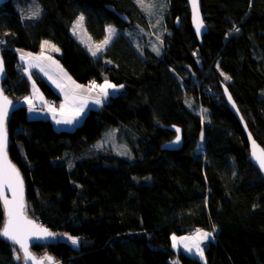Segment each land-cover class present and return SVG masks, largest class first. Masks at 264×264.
Masks as SVG:
<instances>
[{
  "label": "trees",
  "instance_id": "1",
  "mask_svg": "<svg viewBox=\"0 0 264 264\" xmlns=\"http://www.w3.org/2000/svg\"><path fill=\"white\" fill-rule=\"evenodd\" d=\"M165 1L160 52L122 31L154 30L134 0L0 5L1 88L14 102L31 91L17 50L38 52L44 40L58 46L60 64L77 82L123 86L71 130L28 118L20 103L7 118V152L24 179L26 212L56 237L32 250L63 264H264V177L220 87L264 148V0H200L207 25L200 41L186 0ZM80 14L95 41L109 25L120 30L98 55L71 31ZM33 76L44 97L59 102ZM168 125L182 128L178 150L160 146L175 136ZM107 131L127 156L95 146ZM4 218L0 202V229ZM196 229L213 233L203 261L172 247L174 235ZM65 233L78 244L57 237ZM12 245L0 236V264H19Z\"/></svg>",
  "mask_w": 264,
  "mask_h": 264
},
{
  "label": "snow or ice",
  "instance_id": "2",
  "mask_svg": "<svg viewBox=\"0 0 264 264\" xmlns=\"http://www.w3.org/2000/svg\"><path fill=\"white\" fill-rule=\"evenodd\" d=\"M138 2L142 3V0H138ZM193 6V19L196 26V31L199 33L203 28V20L199 13L198 3L197 0H192ZM38 15V12L35 13ZM83 20V17L80 18V21ZM239 31V29H236ZM109 36L103 41V44H107L111 39L112 35L115 32V29L109 27L108 29ZM47 43V42H45ZM102 45H97L96 51H99ZM54 48V46H53ZM58 51V49H55ZM157 52L158 49H155ZM96 51L92 52V55H96ZM21 59H24V56H21ZM38 59V58H37ZM2 64H0V71H2ZM222 75H225L222 73ZM225 79H230L227 75H225ZM79 88L80 86H76ZM99 87L100 92L107 96V90L109 88L115 89L116 85L108 83L107 81L103 85H92V88ZM121 87H123L121 85ZM227 92V89H225ZM75 99V97H74ZM228 99L231 101V96H228ZM30 105L32 101L28 99L27 101ZM99 104L101 101L97 99L95 101ZM10 101H8L7 97L2 96L0 93V200L3 201L4 210L6 213V222L2 229H0V236L4 237L6 240L11 241L14 244H18L20 249L24 252L25 260L33 259L31 256L28 246H27V237L29 235L37 236V237H52L55 234L48 231L46 228H40L39 226L35 225L33 221L29 220L25 214V203H24V186H23V179L20 176L19 171L12 165L7 159V131L5 128V120L8 115V105ZM83 104H80L77 108L76 114L78 115L80 111L83 110ZM65 105H61V112L63 113ZM33 110L30 108V111ZM54 111V109H53ZM64 123H72L71 119H66L63 121ZM57 123H61V121H57ZM179 132V129H177ZM251 139V136H250ZM180 137L177 136L176 142L178 143ZM254 145V150L252 152L253 158L258 162L259 167L261 170H264V150H261L258 154L255 150V141H252ZM5 187H7L12 192V199L9 200L6 195H4ZM211 233L208 232H201L197 230V233L194 237H183L181 238L182 241L191 240L192 247H195L201 258H203L204 249L200 247V243L202 240H206L211 237ZM71 240L73 245L78 244V239L74 237H68ZM177 238L173 237V246L175 247ZM187 247V245H186ZM189 251H191V247H189ZM19 259V257H17ZM51 260V257L48 258Z\"/></svg>",
  "mask_w": 264,
  "mask_h": 264
},
{
  "label": "crops",
  "instance_id": "3",
  "mask_svg": "<svg viewBox=\"0 0 264 264\" xmlns=\"http://www.w3.org/2000/svg\"><path fill=\"white\" fill-rule=\"evenodd\" d=\"M42 45V43H41ZM42 47V46H40ZM55 53V52H54ZM57 54H59V50H56V55L51 56L53 60L55 61L58 70H56L49 62L50 60L47 59L49 56L40 55L39 52L36 53H29L26 50H20L17 52L18 60L20 64L23 66V73L28 76L31 80V88L35 90V97L36 101H38L39 104H34L33 102L31 105L27 102L25 103V99H28V96L25 98L23 97L24 106L27 108V115L30 110V108L33 109V114L31 116H28L29 118H38L43 117L47 119H51L53 124L58 128H65V129H73V127L80 124L83 116L92 108H98L101 106L104 99L110 95L109 92L112 90H120V86H118L115 89L109 88L107 90L108 95L104 96L98 87V91H93V88L88 83H82L77 82L67 71L65 68L60 64ZM21 56H24V59H21ZM38 58V59H37ZM50 58V57H49ZM61 67H63V70H60ZM33 71L37 72L41 77L48 82V84L54 89V91L61 96V99L59 102H57L56 107L52 108L49 107L48 103L52 99H47L44 97V95L41 93V91L37 88V85H34L35 80L33 76ZM63 71V73H62ZM66 71V72H65ZM109 83V82H108ZM105 84V82H102L101 85ZM80 86L77 88L76 86ZM39 88V87H38ZM33 91V90H32ZM32 94V92H31ZM75 97V99H74ZM99 99L101 102L97 104L95 101ZM22 100V99H21ZM35 102V101H34ZM20 103V102H19ZM21 104V103H20ZM80 104H83V110L79 112V114H76L77 108ZM23 105V104H22ZM61 105H65L63 113L61 112ZM54 109V111H53ZM66 119H71L72 123H64L63 121ZM61 121V123H57V121ZM176 240V246L180 245L182 250L186 252L189 255L192 256H199V253L197 252L196 248H191V251H189V247H186L185 245L180 244V238L182 237H191L189 234L184 235H174ZM173 236V237H174ZM173 237L171 238L172 247L173 246ZM204 254V253H203Z\"/></svg>",
  "mask_w": 264,
  "mask_h": 264
},
{
  "label": "rangeland",
  "instance_id": "4",
  "mask_svg": "<svg viewBox=\"0 0 264 264\" xmlns=\"http://www.w3.org/2000/svg\"><path fill=\"white\" fill-rule=\"evenodd\" d=\"M138 6L142 7V9L144 10V12L146 13V16H148L149 18V21L151 22V27L154 29L152 31V29L150 31H145L144 29H141V28H138L137 26H131V30H127V29H121L123 31V33L125 34H133V37L135 39V41H139V40H142L144 38H146L145 42L149 44V46L151 47V49H158L160 52L163 48V45H162V39L159 35L160 33V25L163 21V12L165 10V8L167 7L166 5V1L165 0H142V3L138 2V0H134ZM33 10V8H32ZM31 9L29 10L31 13L33 12ZM142 10V12H143ZM33 14V13H32ZM83 17L82 14L78 15L77 18L75 19V21L72 23L71 25V31L73 32V34L76 36L77 40L81 41L83 43V45L88 49V52H90L92 54L93 51H96V47L97 45H102V47L100 48L99 51H96V55H98L102 49H104L111 41V39L117 34V32H119L120 30L119 29H116L114 26L112 25H109L106 27L107 29V33H106V36H104L102 39H100L99 41H95L91 38L89 32L85 29V19L83 18L82 21H80V18ZM109 27L115 29V32L114 34L112 35L111 39L109 40V42L105 45L103 44V41L109 36V32H108V29ZM121 31V32H122ZM140 37H143L142 39ZM137 39V40H136ZM47 42V43H45ZM42 43V47H40L39 49V54L40 55H44V57L46 56H49L47 57L48 60H50V64L56 69L58 70L57 68V65L55 63V61L53 60V58L51 56H55L56 55V50L55 49H58V46L55 45L54 43L52 42H49L48 40H44L41 42ZM54 46V48H53ZM20 49L17 50V52H19ZM29 52V51H28ZM55 52V53H54ZM31 53V52H29ZM36 53V52H35ZM17 55V54H16ZM19 65L20 62H19ZM21 68V72H23V66L21 65L20 66ZM60 70H63V67H61ZM62 71V73H63ZM66 72V71H65ZM33 73L35 74L36 72L33 71ZM106 82V81H104ZM102 84V82H101ZM101 84H98V85H101ZM113 84V83H112ZM34 85H36L34 83ZM91 85V84H89ZM115 85V84H114ZM92 87V85H91ZM118 87V85H116V88ZM37 90L39 89L38 86H36ZM120 89H121V86H120ZM33 90V91H32ZM93 91L97 92L98 91V88L97 90H95V88H93ZM32 92V94H31ZM35 90L33 89V87L31 88V91H30V94L26 95V97L28 96V99H30L34 104H39L37 100L36 101V97H35ZM117 90H112L111 92H109L110 95L116 93ZM109 96V95H108ZM107 96V97H108ZM25 97V98H26ZM107 97L104 99V101L107 99ZM24 98V99H25ZM19 100V102L21 104L24 105V102L23 100ZM28 99H25V103H27ZM35 101V102H34ZM103 101V102H104ZM56 102L54 101H49L48 105L49 107H56ZM33 114V110H29L28 112V116H31ZM29 118V117H28ZM43 118V117H42ZM55 126V125H54ZM56 129H58L56 126H55ZM113 131V130H112ZM199 148L202 147V144L199 143ZM97 148H104V147H112V148H116V151L121 154V155H124V156H127V150L122 147L119 146L118 142L115 140L114 141V134L113 132L111 131H107L104 135V138L102 140H100L98 142V144L95 145ZM197 230H200V229H196L194 230L193 233H190L189 235H191V237H194L197 233ZM201 232H208V231H204V230H200ZM208 233H211V237H209L208 239L206 240H202L201 243H200V247L204 249V247L206 246V243H207V240L211 239L213 237V233L212 232H208ZM57 237L61 240H66L68 241L72 246H76V245H73L71 240L68 239V237H74V236H70L69 234H58ZM74 238H77L78 237H74ZM183 238V237H182ZM181 239V238H180ZM181 245H187L188 246H191V248H194L192 247V241L191 240H187V241H182L180 240L179 241ZM182 247L180 245L174 247L175 250H180L182 252H184L182 249ZM12 250H13V254H14V259L16 260V262H18L19 264H22L23 263V257H22V254L20 252V249H18L14 244L12 245ZM33 252L35 253L36 256H40V257H44L46 255V252L44 253H38L36 251L33 250ZM17 257H19V259H17ZM197 258H199L201 261L204 260V254H203V258H201V256L197 255L196 256ZM54 261H58L56 258H54ZM45 264H49L48 260H45ZM172 264H178V262L176 260H174L172 262Z\"/></svg>",
  "mask_w": 264,
  "mask_h": 264
},
{
  "label": "water",
  "instance_id": "5",
  "mask_svg": "<svg viewBox=\"0 0 264 264\" xmlns=\"http://www.w3.org/2000/svg\"><path fill=\"white\" fill-rule=\"evenodd\" d=\"M8 1L9 0H0V5L6 3ZM197 3H198V8H199V13H200V16H201V18L203 20V25H204L199 33H197V31H196V26H195L194 19H193L192 0H186V4H188V8H189L190 25H192V29H193L194 35L197 36L198 40L200 41L201 38H202V35L204 33H206V31H207V25H205L204 14L202 13V9H201L202 8V3H200V0H197ZM108 8H111L113 11H115L117 16H118V18H121L122 20H124L126 22H129V18L125 14H123L121 12L120 13L117 12L115 10V8L110 6V5H109ZM0 50H1V48H0ZM0 64H2V69H3L2 71H0V93H2V96L7 97L8 101H10V104L8 105V115H7V118H8L9 115L11 114V112L13 110H15V108L17 106H19V103L17 101L14 102L11 98H9L5 94V92L3 91V88H1V83L4 80V75H5L4 60H3V57L1 56V54H0ZM220 87H221V89L223 91L225 99H227L229 110H231L233 112V114L236 116L237 120H239L240 125L242 127V130L246 134L247 142L249 143V152H250L249 159H250V162L258 169L259 173H261V175L264 177V170L260 169L258 162L252 156V152L254 150V145H253L252 141H255V150L257 151L258 154L260 153L261 150H264V148L261 146V144L258 141H256V139H254L251 131H249L247 123L244 120V118L242 117V114H241L240 110L238 109V107H237V105L235 103V100L232 98V95H231L229 89L223 83H220ZM225 89H227V92H225ZM229 95L232 98L231 101L228 99ZM7 118L5 120V128H6ZM166 128L172 130L174 132L175 136L171 140L163 142L160 146L163 149H166V150H169V149L170 150H178V149H180V147L182 146V143H183V134H181L182 133L181 126L168 125ZM177 129H179V132H177ZM177 136L180 137V140H179L178 143L176 142ZM250 136H251V139H250ZM8 143L9 142H8V131H7V146H8ZM7 159L18 170L16 165L12 162V160H11V158L9 156V152H7ZM19 173H20V171H19ZM20 176L23 179L22 173H20ZM23 186H24V203H25V196H26L25 195V190L26 189H25L24 179H23ZM4 195H6L9 200L12 199V192L7 187H5ZM0 202H1V205L3 207V212H4V217H5L3 225L1 227V228H3L7 217H6V213H5V210H4L3 201L0 200ZM25 206H26V203H25ZM25 214H26V216H27V218L29 220L34 222L35 225L39 226L40 228H46V229H48V231L54 233L47 226L41 225V223L38 220H36L35 218L28 216V214L26 212V207H25ZM1 238L5 239L2 236H1ZM55 238H56L55 235L52 236V237H37V236L29 235L27 237V241L26 242H27L28 250H29L31 256L33 257V259H30V260H25L24 252H23L22 249H20V246L18 244H14L11 241H8L6 239L5 240L8 241L9 243L14 244L18 249H20V252H21L22 257H23V263L22 264H45V260H48L49 264H63V263H61L59 261H54V258L51 255H49V254H46L44 257L36 256L35 253L33 252V250L31 249V247L33 246L34 243H42V244L46 243V244H49V243L54 242ZM49 257H51V260L48 259Z\"/></svg>",
  "mask_w": 264,
  "mask_h": 264
},
{
  "label": "built area",
  "instance_id": "6",
  "mask_svg": "<svg viewBox=\"0 0 264 264\" xmlns=\"http://www.w3.org/2000/svg\"><path fill=\"white\" fill-rule=\"evenodd\" d=\"M88 84H91V85H93V84H95V82L93 81V80H90L89 82H87ZM95 85H97V84H95ZM95 90H97V87L95 88Z\"/></svg>",
  "mask_w": 264,
  "mask_h": 264
}]
</instances>
